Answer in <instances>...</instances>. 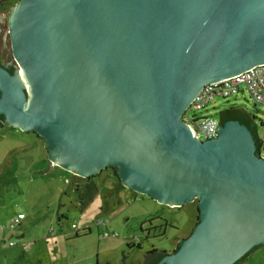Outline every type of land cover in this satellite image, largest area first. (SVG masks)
I'll list each match as a JSON object with an SVG mask.
<instances>
[{"label": "water", "instance_id": "95a60500", "mask_svg": "<svg viewBox=\"0 0 264 264\" xmlns=\"http://www.w3.org/2000/svg\"><path fill=\"white\" fill-rule=\"evenodd\" d=\"M7 34L5 125L36 131L74 175L111 165L159 203L196 199L189 235L155 264H235L264 243V157L249 130L218 119L199 140L182 120L204 83L264 62V0H17Z\"/></svg>", "mask_w": 264, "mask_h": 264}, {"label": "rangeland", "instance_id": "374dc122", "mask_svg": "<svg viewBox=\"0 0 264 264\" xmlns=\"http://www.w3.org/2000/svg\"><path fill=\"white\" fill-rule=\"evenodd\" d=\"M13 1L0 0L2 15L8 14ZM3 34L9 50L4 22ZM9 63L16 67L13 59ZM252 105L240 92L215 98L204 110H190L189 115L219 119L220 111L230 107L244 113L255 109L259 131L264 133V107ZM2 124L0 264H141L145 252L154 248L171 253L177 241L189 235L196 203L170 207L151 200L124 187L110 169L81 178L51 164L33 132ZM20 213L23 218L9 229ZM22 241L30 242L29 249L22 248Z\"/></svg>", "mask_w": 264, "mask_h": 264}, {"label": "built area", "instance_id": "2783aa9c", "mask_svg": "<svg viewBox=\"0 0 264 264\" xmlns=\"http://www.w3.org/2000/svg\"><path fill=\"white\" fill-rule=\"evenodd\" d=\"M240 92L246 93L254 105L264 107V62L254 64L233 75L204 83L184 109L182 120L192 129L193 136L197 139L204 140L215 137L218 119L203 115L195 116V114L190 116L189 111H202L215 98H228L236 96ZM22 218L23 214L20 213L16 219L9 223V229H12ZM104 235H107V232ZM29 245L30 243L27 241L21 242L24 250H27Z\"/></svg>", "mask_w": 264, "mask_h": 264}, {"label": "flooded vegetation", "instance_id": "af4514ba", "mask_svg": "<svg viewBox=\"0 0 264 264\" xmlns=\"http://www.w3.org/2000/svg\"><path fill=\"white\" fill-rule=\"evenodd\" d=\"M2 16H3L2 17V23L3 22L7 23L8 14L7 13L6 14L3 13ZM5 40L7 42L8 34L6 35ZM9 50H11V49H9ZM9 50L5 46L4 39L2 38V36H0V57H1L0 65L4 66L7 70L8 69H12V66L9 63V61L12 59V57L10 55L11 52L9 53ZM254 110L252 112H250V113H244V112H241V111H238L237 109H235V110H232L230 113L223 114V117L229 118V116H233V118L231 120H237L241 124H243L249 130V132H250V134L252 136V139H253V142H254V145H255V152L259 153L260 156L264 157V155L261 154L262 150L260 149L261 146H262V143L264 141V139L262 138V136H264V133H261L259 131L258 120H257V117H256V112H254ZM262 125H263V123L260 122L259 126H262ZM29 132H33L38 138H40L41 139V143L43 145V137H41L36 131H29ZM113 168H115V173H116V169L117 168L115 166L107 165L106 167L100 169L99 171H97V172H95L93 174L87 175L85 177H81V178L90 179V178H93L94 176H96L97 174H99L100 172L107 171L109 169H110L109 171L111 172V174L115 177V175L113 173V171H114ZM116 175H117V173H116ZM116 180H118L120 182L118 176H117Z\"/></svg>", "mask_w": 264, "mask_h": 264}, {"label": "trees", "instance_id": "16d2710c", "mask_svg": "<svg viewBox=\"0 0 264 264\" xmlns=\"http://www.w3.org/2000/svg\"><path fill=\"white\" fill-rule=\"evenodd\" d=\"M16 1L17 0H14L13 2L15 3ZM11 70L12 69H8L9 72H11ZM232 110H235V109L233 107H230L228 109H224V110L221 111L220 118H219L220 123H222V122H224L226 120H231L233 118V116H229V118L223 117V114L230 113ZM0 125H3L2 124V117L1 116H0ZM113 170H114L113 173H114L115 177L117 178V175L115 173V168H113ZM192 202L195 203V200H193ZM196 221H197V208H196V212H195V223H196ZM86 229L88 230V228H86ZM164 254H165L164 251H161V250H157V249L152 248L149 251H147V252L144 253V262L142 264H155V263H157L161 259V257ZM121 264H124V263L121 262Z\"/></svg>", "mask_w": 264, "mask_h": 264}, {"label": "crops", "instance_id": "0c3cea01", "mask_svg": "<svg viewBox=\"0 0 264 264\" xmlns=\"http://www.w3.org/2000/svg\"><path fill=\"white\" fill-rule=\"evenodd\" d=\"M170 207H174V206H170ZM27 242H29V241H27ZM29 247H30V245H29ZM29 247H28V249H29ZM236 264H264V243L260 244L256 248L252 249L248 254H246Z\"/></svg>", "mask_w": 264, "mask_h": 264}, {"label": "bare ground", "instance_id": "6f19581e", "mask_svg": "<svg viewBox=\"0 0 264 264\" xmlns=\"http://www.w3.org/2000/svg\"><path fill=\"white\" fill-rule=\"evenodd\" d=\"M27 88H29L28 85H27Z\"/></svg>", "mask_w": 264, "mask_h": 264}]
</instances>
